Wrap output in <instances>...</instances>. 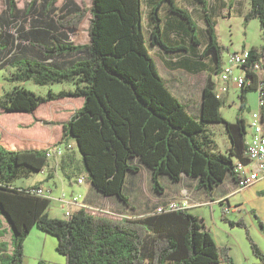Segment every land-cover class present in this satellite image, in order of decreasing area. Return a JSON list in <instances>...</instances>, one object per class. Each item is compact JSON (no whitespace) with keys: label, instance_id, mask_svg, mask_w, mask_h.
<instances>
[{"label":"trees","instance_id":"1","mask_svg":"<svg viewBox=\"0 0 264 264\" xmlns=\"http://www.w3.org/2000/svg\"><path fill=\"white\" fill-rule=\"evenodd\" d=\"M190 1L198 4L206 21L208 41L202 50L192 12L176 0H92L90 6L66 0L61 7L58 0H29L23 9L17 0H6V9L0 11V68H9L5 78L14 86L0 95V108L31 113L61 97H83L84 103L63 123L61 138L49 145L11 148L0 139V216L11 234L10 241L2 239L6 230L0 220V264H25V242L34 227L57 237L56 250L65 256V264H237L229 249L217 244L204 218L182 202H175L177 209L167 206L136 217L85 208L57 217L49 212L53 197L37 192L43 184L14 185L17 178L44 171L50 148L67 145L71 138L96 190L126 203L128 175L140 171V164L151 171L157 192L164 191L162 175L172 181L183 175L195 178L211 198L229 176L236 179L235 159L248 160L246 119L238 114L236 121H228L221 113L226 94L219 96L216 84L227 47L217 40L209 0ZM88 12L89 40L76 43L72 34ZM172 17L174 26L170 22L172 28L167 29ZM253 18L259 20L264 40V0H250L244 19ZM156 47L168 55L210 59L213 72L206 78L198 114L171 90L152 53ZM248 50L241 111L248 91L261 87L264 98V43ZM28 80L72 81L75 88L41 95L24 85ZM260 111L264 120V105ZM214 122L225 124L231 142L226 153L217 149L208 128ZM54 158L58 167L61 157ZM52 177L50 173L47 180ZM235 223L246 225L243 218ZM260 225L264 232L262 221ZM248 238L258 259L255 264H264V251L249 233Z\"/></svg>","mask_w":264,"mask_h":264},{"label":"rangeland","instance_id":"2","mask_svg":"<svg viewBox=\"0 0 264 264\" xmlns=\"http://www.w3.org/2000/svg\"><path fill=\"white\" fill-rule=\"evenodd\" d=\"M29 0H17L18 6L23 9ZM66 0H58L57 5L59 7ZM80 5L86 4L90 6L92 0H75ZM177 4L183 8H187L193 14L198 29L196 34L202 41L201 50L204 48L208 41L207 34L205 32L206 21L203 19L200 10H196L197 4L190 0H176ZM213 10V18L216 21L215 32L219 43L227 49L223 50V61L225 62L228 58V54L234 51H241L244 48H250L252 46L259 47L264 43L262 38V31L260 28V22L257 18H253L249 21H245V14L250 8V0H209ZM221 2H225L221 5ZM167 5V2H164ZM145 8H147L145 6ZM6 9V0H0V11ZM162 15L165 18L167 15L166 8L163 7ZM91 18V13L88 12L84 19L81 27L72 34V39L76 43H85L89 40L88 26ZM147 38L149 37L146 31ZM152 53L159 64V68L165 74L166 67L164 65L160 51L158 47L152 48ZM208 61V59H206ZM9 75V68H0V95L5 90H9L14 86V82L6 79ZM189 77L191 85L197 86L198 82L205 80L207 72L199 73ZM189 76V75H188ZM24 85L32 91L46 95L50 90L59 92L61 90L74 89L75 84L72 81L57 82L51 84H38L33 80L24 82ZM193 86V87H194ZM196 88L194 87V94ZM240 89L232 87L229 93L226 95L225 103L221 107V113L224 118L228 121H236L237 115L241 114L246 119L248 133L251 134V120L252 113L259 109V93L257 90H250L247 92V103L246 108L240 110ZM201 99V96H200ZM46 128V127H41ZM209 130L213 133V138L216 141L217 149L226 153L231 142L230 137L226 131L225 124L223 122H214L208 124ZM76 151L79 154V159L76 161V170L84 171V165L82 161V154L76 146ZM51 164L54 162V157L49 158ZM44 176L43 171L34 173L30 177H20L14 181L19 184H29L39 181ZM142 183L146 188L150 180L144 176ZM50 188L53 190V197L60 196L63 189L68 195L71 191L66 188H62L58 182V185L54 183V180L49 182ZM258 184L253 186L250 190L241 191L236 195L232 196L231 209L226 210V204L221 205L216 203L201 211L205 216V224L207 229L210 231L215 241L221 246H225L229 249L230 255L233 257L237 264H255L258 262L257 257L254 255L248 233L256 240L261 249L264 251V232L261 228L260 221L264 223V195L261 192L264 190H257ZM258 193V194H257ZM246 199L244 207L236 206L235 202ZM187 203V202H186ZM238 207L237 209H235ZM236 210L240 212H236ZM49 212L52 216L62 214L58 202L52 201ZM191 212V211H190ZM192 213L196 214L197 210H192ZM243 218L245 226H241L237 223L232 224V221H238ZM9 237V236H8ZM58 239L56 236L46 233L41 229L34 227L25 242V264H65V256L61 255L57 250ZM218 264H228L222 261Z\"/></svg>","mask_w":264,"mask_h":264},{"label":"crops","instance_id":"3","mask_svg":"<svg viewBox=\"0 0 264 264\" xmlns=\"http://www.w3.org/2000/svg\"><path fill=\"white\" fill-rule=\"evenodd\" d=\"M224 3L221 2V5ZM196 8V10H200L198 4ZM168 16L169 14L165 16V19ZM173 19L174 17L167 20V29L172 28L170 22L174 26ZM161 56L166 67L165 74L159 69L161 74L167 79L171 90L190 107L192 112L198 114L201 108L202 92L206 78L213 72L212 68L214 66L210 59L197 58L196 55H191L190 53H172L169 55L163 53ZM203 72H207L205 80H202L200 84L198 82L197 86L191 85L188 79L194 75L190 74L199 76L198 74ZM193 86L196 88L195 94ZM83 103V97H61L42 103L31 113H6L0 108V139L11 148L21 149L49 145L61 138L63 123L68 121ZM44 120L52 123L44 124ZM66 143L71 144V147L65 150L59 160L58 167H55L57 160L54 158V162L52 164L49 162V166L44 169V176L39 181L29 184H19L14 181V185L17 187H29L35 184H43L45 187H50L48 185L49 182L54 180L56 185L59 182L62 188H66L72 194H81L82 199L87 203L109 209L116 213L117 217L142 216L157 210V208L167 207L172 202H187L186 208L189 211L197 210L196 214L204 218L203 216L205 215L199 210H204L207 207L211 209L212 205L215 206L216 203L230 205L232 204V196L241 191L250 190L257 184L259 186L257 190H264V178L259 179L249 187L240 189L234 176H229L216 187L214 197L211 198L205 189L199 187L198 180L195 178L183 175L180 181H172L168 176L162 175L160 180L164 186V191L157 192L153 188L151 171L140 164V171L132 172L128 175L125 193L128 196L129 203H126L116 196H106L97 191L88 178L85 169L83 171L79 167V170H76V161L79 159V154L76 151V140L71 138ZM50 173L53 174V177L47 180V176ZM144 176L150 180V184L148 183L146 188L142 183ZM79 178H84V181L79 182ZM63 192H65V189H63ZM58 197L55 196L52 201L58 202L62 214L55 216L64 217L66 207L61 204ZM243 202H246V199H241L234 204L240 206L239 210H241L245 205ZM239 210H236V212H240ZM0 220H2V226L6 230L2 239L10 241L9 224L3 216H0Z\"/></svg>","mask_w":264,"mask_h":264},{"label":"built area","instance_id":"4","mask_svg":"<svg viewBox=\"0 0 264 264\" xmlns=\"http://www.w3.org/2000/svg\"><path fill=\"white\" fill-rule=\"evenodd\" d=\"M249 56L248 48L242 49L241 51H234L228 54V58L222 64V68L217 75L216 91L219 96L227 94L232 87L241 89L245 83H247V76L244 70V64L246 63L247 57ZM258 72H261L259 65H256ZM259 109L252 113L251 120V134L246 139V156L247 162H243L240 159L234 161V174L236 177L237 185L240 189L251 186L259 179L264 178V120L260 107L264 105V98L262 97L261 87H259ZM71 144L56 145L48 151V157L60 158L63 156L65 150L70 148ZM84 178H79V182H83ZM52 189L50 187L42 186L37 189V192L45 196L53 197ZM55 198V197H53ZM58 199L61 204L66 207L64 215L69 217L72 214L74 208H85L94 213L115 215L113 211L100 208L98 206H92L82 199L81 194H70L63 192ZM187 205L186 202L183 203ZM179 204L172 202L169 205V209H177ZM226 210L231 209L230 205L227 204ZM236 207L235 209H237ZM158 211H163V208H158ZM119 217V216H118Z\"/></svg>","mask_w":264,"mask_h":264},{"label":"bare ground","instance_id":"5","mask_svg":"<svg viewBox=\"0 0 264 264\" xmlns=\"http://www.w3.org/2000/svg\"><path fill=\"white\" fill-rule=\"evenodd\" d=\"M53 157H55V156H53Z\"/></svg>","mask_w":264,"mask_h":264}]
</instances>
